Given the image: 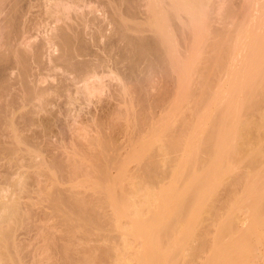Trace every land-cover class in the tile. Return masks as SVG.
Here are the masks:
<instances>
[{
  "label": "rangeland",
  "instance_id": "374dc122",
  "mask_svg": "<svg viewBox=\"0 0 264 264\" xmlns=\"http://www.w3.org/2000/svg\"><path fill=\"white\" fill-rule=\"evenodd\" d=\"M8 1L9 0H0V60L4 56H11L10 58L15 57V55H13L12 53L13 51L10 52V50H12V44L16 45L20 43L18 42L19 38L18 40L16 39L22 32L21 31L19 33L20 26L22 25L19 23H24V21L22 22V20H24L26 17L27 18L25 23L28 24L30 22V19L32 22V19H36V17L39 16L44 9H40L37 6L36 8H32L35 9V11L31 12L29 18L32 14L33 17L31 16L29 20L28 16H23L25 17L24 19L23 17H20V20L21 18L22 20L18 23L19 25L17 24L16 28L12 27L13 24L8 23L9 26L6 24L9 20L6 22L5 20L7 18L5 19V16H7L8 14L7 11L6 14L5 10L4 12L2 11L3 5H8ZM83 1L85 2V0ZM105 1L106 0H86L85 6L78 7L82 11V13L86 12V8L87 12L89 13L90 11L95 12H91L92 14L90 13L91 15L89 18H91L92 15L94 17L97 15V18L100 19L99 22L96 20L97 18H95V22L97 21V24L92 22L93 24H95V28L98 25V30L94 29L96 32L92 30L94 27L92 26L93 24L88 26L92 28V33L89 31L90 29L88 27L87 29H89V32L86 31L87 29L84 30V32L86 33V38L88 37L86 39L88 40L87 43H89V47H92L94 50L99 46H103L107 43L109 34L111 33L110 28L114 24V17L116 15L118 16L117 10V14H115V16L110 15L115 11L110 7H115L117 4V7L119 8L118 4L122 6V4L124 3L121 2L122 0L118 2L117 0H114V2L116 3L113 5L114 2L112 3V0H110L109 2L112 3V6H109L110 3L109 5L106 4L108 0L106 2ZM147 1L149 2L147 3ZM159 1L160 0H157L156 3ZM163 1H165L163 2L164 5L162 6L161 4L158 6V4L153 3V0H130V7L133 8V11L131 9L130 12L127 8L125 9L120 7L118 10L121 11H119V16L121 15V17H118L121 20L124 19L123 16L128 13H137L138 15H136L139 18L137 17L138 19H136L139 21V24L137 23L135 18L134 20L136 21V23L132 20V18H128V21L125 20V23L128 24V27L130 26L128 30L129 32H133L136 34L148 35V33L150 34V32L144 31V29L146 28L145 30L149 29L150 31L155 29L154 21L156 18V20L170 18V16L173 15H170V9L173 7L174 11H176L175 4H172L173 6L169 4L166 5L167 0ZM257 1L259 2L255 4V0H190V2L188 3V5H190V8L187 11L183 10V8L181 7L183 13L185 11L186 14L184 18L182 16L184 15L183 13H180L181 15L177 14V17H175L176 19L174 17V19H172V16L170 18L171 21L169 22H171V24H173L172 21L175 20L174 22L176 24L180 22L184 27L181 30L178 29V31L176 32L181 31L180 34L184 36V29L188 30L186 31V33L188 32L189 34L187 33L188 35L185 36L186 40L188 38L187 44L188 47L191 48L190 54L192 55V57L194 56L193 53H196L195 51H199L197 47L203 50V56L206 57V59H211L212 57L215 58L216 56L220 55V53L225 54V57H223L225 60L224 67L222 69V72L220 73V77L216 78L217 81L215 80V83H212L211 81H213L214 79L211 81L210 77V79H206L211 85H208V87L206 86L204 92H210L209 102L211 101L210 103L213 104V106L205 105L202 110L205 112V118H200L199 120L198 117H196L194 114V112H197L199 109L195 107L196 104L191 99H189L187 103H184L185 105H179L181 107L176 105L177 107H175L177 109H175V111H166V109H164L167 108L165 107V105L167 106L172 89H174L175 87V83L173 82L176 78V74H174L175 72L171 73L172 71L168 67L167 69L170 70V75H166L165 78H161L162 80H158L157 78L155 83H151L149 86H147L148 89L147 91H144V101L141 102V105L134 108L132 107V109L129 111L128 107L130 108V106H127L126 109L124 108L126 106L123 105L125 112L121 106L122 109L120 108V111L123 110L124 112H122L121 115H119V113H121L120 111L118 114H114L117 113V108L121 105H118L119 101L115 97V95L119 98H121L122 96H118V91H120L121 86L119 84L120 88L117 87V83L119 82L112 77L113 75L109 76L108 74H106L107 77L106 75H103V81L97 80L98 83L97 81H95L97 84L92 82L94 84L92 86L90 85L88 90L86 89L89 94L85 91L84 88L83 94H81L83 96L85 95V99L79 93V95H77L75 90V79L73 80V76H76V74L72 73L70 75V72L73 71L67 72L68 76L72 77V80L70 81V79H66V77H68L66 72H64L66 68L62 66L63 68L59 70L61 67H55L56 62H54L53 66L50 63L53 59L52 57L56 55L58 57L61 53V48L58 47L59 45L55 40L54 42H56V46L54 45V42L51 43L54 49L51 46H48L50 48V51L49 48H46L54 56L48 53V51L45 49L44 52L46 51L47 54L43 55L45 57L48 56V58H51V60L49 59L48 61L49 66L51 67H47L48 65L43 64L47 61H43L42 58L44 57L42 56L41 62L43 63L40 62L41 64L39 66V71L36 69L38 68L36 67V62L35 67L33 66V61H35L34 59L32 60L33 63L29 65L31 70L34 69L33 72L29 69L32 73L28 70L29 74L26 73L24 75L22 68H24L25 66H21V64V69H18L19 65H17L18 70H15L16 67L14 68L15 71L13 70V75L11 74L12 77L9 79V83H11V81L15 83L9 84V86H11V89H4V93L1 94V97L3 99L0 100V123H7V126L9 124L8 127L6 126L7 130L4 131L6 136L9 135L8 138L4 135V133L2 134L0 131V134L5 137H0V201L4 204L6 203V206H10L9 211L14 206L12 208L13 211H10L11 213L7 211V213L4 212L6 214H3L2 211H0V264H115L113 262L117 256V250H113L112 247L114 249H122L124 247V242L122 243V241L124 240L122 239L126 238L124 237V235H122V223L123 226L127 225L126 227H131L132 225L136 224H133V220L131 218L125 216L126 212L124 210L126 205L129 203V199L131 200L133 194H135V192L137 191L136 189L138 188H135V185H132L135 183L132 181L135 180L134 176L136 175L135 178H137L138 176L137 174H134V172H137V170H132L134 168L141 169V166H145L147 162L150 163L154 152L159 153L161 144L168 142L167 140L169 139V136H166L167 132H174L177 129L178 125H181L183 121L187 120V118L189 120L188 122H190V127L193 126V129L196 128L194 134H192L194 138L190 139L192 140V147H196L198 145L200 147L207 145L210 146V143H208L207 140L204 139H206L207 133L212 130H215L216 135H219V139L221 142L219 141L217 144H215L216 150H213V147L212 150H210V154H207L208 157H210L212 154L211 157H215V159L217 158L216 156H218V158L220 157V162L218 161V163H215L213 165V170H218L214 175H212V181L209 183V185H207V183L204 185V189H202L201 191L202 194L199 195L197 199L194 197H188L178 201L177 210H172L170 212L169 218L179 217L180 213L178 211L182 208H185L187 212L179 222L177 221L176 223H174V226L168 232L167 230L169 228L162 223L161 225L164 226H161L160 223L155 226L152 223L151 227L149 221L152 212L150 211V207H144V225L140 224V226L142 225L144 227L143 229L145 230L152 229L153 231L148 236V238H145L143 236L141 237V240L145 242L144 246L142 247H151V243L153 241L152 239H156L155 242L158 243V246H162V251L165 253V255L170 253L174 254L175 252L179 254L175 259H173L175 261L174 263L194 264L195 261H200L201 257L206 256L210 253L213 246V241L218 235L222 233L221 228L225 224H228L230 221H232L231 216L234 212V208H236V211L234 212L235 217L237 218L236 223H238V225L240 226V228L235 229V234L239 236L236 245V250L238 251L236 254L238 259L237 264H264V227H262L257 233H253L249 236L245 235V233L240 230L242 225H249L254 220L258 219V217L264 218V78L263 80H260V76L264 74V70L262 69V67L259 69L256 68L254 70L255 72L253 73L252 68L250 67V64L256 59L254 52H252V49L254 48L257 39H259L261 31H264V0ZM104 3L106 5L103 6L102 4ZM134 4L136 9L134 7ZM125 5L129 7L128 3ZM125 5L123 4V7H126ZM87 6H90L89 9ZM161 6L162 10H156L159 7L161 8ZM165 6L167 7L165 8ZM163 7L165 8V10ZM167 8L169 9L166 11ZM107 9L109 10V14L106 11ZM110 9L113 12L111 11L110 13ZM137 9L139 10L137 11ZM125 11L127 12L125 13ZM164 11L169 15V17H167L168 15L165 16L166 13ZM174 11L172 10V12ZM34 12L35 14H37L36 17H34ZM123 13L125 14L123 15ZM43 14H41L40 17L44 16L43 18L44 20H46V24L44 23V26L42 25L43 23H41L42 27H40V24H37L38 27H36L34 31L36 32L37 28H43V30H40L41 33L39 29L37 30L38 33L36 35V38L33 32H30V37V34H28L29 32L27 31V35L26 33L23 34L26 35V38L27 36H29V39H27L28 42H25V35H23V37L25 38H23L24 40L22 39V33L19 36L21 37V43L24 41L22 44L18 45V47L23 46L22 49L20 48L22 52L26 47L29 50L32 46L39 44L40 40H42L44 36L47 37L48 34H51L53 31L50 30L51 32H47V30H49V28H51L52 26L55 27L59 24L65 25V22L60 21L59 23V21L56 19H54V22L53 16L49 17ZM140 14L143 16H141ZM104 15H107V17L109 16L110 18H107ZM174 15H176V13ZM103 16L106 17L105 19L107 21L108 19H112V21L109 22V24H111L110 27L108 25L109 28L106 27L107 21L103 19ZM179 16H182L183 19L181 18L180 20ZM45 17H48L49 20H47ZM118 17L116 18L119 19ZM43 18H40V20L42 19V22H44ZM188 18L191 20H189V28L188 24L186 23V19L188 20ZM102 19L105 21V24ZM142 19L144 21L146 20V22H143ZM36 20L38 22L39 18ZM34 21L35 20H33V22ZM140 21L142 24L140 23ZM33 22L32 25L36 24V22ZM70 22L73 26L74 23H77L76 27H78L81 20L78 19L74 20L73 23L72 21ZM203 22H205V24ZM145 23L146 26L144 25ZM156 23L158 24L157 21L155 22V25ZM136 24L143 25L142 28L145 27L144 29H142L143 32H141L142 30H139L140 26L137 27ZM171 24H169V26H171ZM185 24H187V26ZM23 25L21 26V28H24ZM32 25L30 26L28 24V26L30 27H32ZM116 25L117 24H115V26ZM73 26L72 28H76L75 26ZM100 26L101 28H104L103 30H105V32L103 30H101L103 32L100 31ZM27 27H25L26 30ZM147 27H150L151 29ZM15 28L17 29L18 33L15 31ZM28 29L30 28L28 27ZM54 29L56 28H53V30ZM71 29L68 30V32H70ZM174 29L175 28H173L172 31ZM45 31L47 32V35H45ZM54 31H57V29ZM73 31H71V33H74ZM89 33H91L89 35L90 37L95 33L92 36L94 38L91 37V39L89 36H87ZM105 33L108 35H106ZM6 34H9L10 38L6 36ZM220 34L221 37L224 36V38L226 37V34L231 37L230 41H232V43L230 42L231 44L229 45H234L233 49L229 50L228 52H223L222 48H217L216 45H218L220 43L219 40H221V37L219 36ZM181 35L179 36L180 38ZM32 36L35 39H32ZM100 36H102L103 38ZM228 38L229 37H227L226 39L229 40ZM260 38L262 37L260 36ZM7 39H10V42ZM96 44L99 46H97ZM7 45L10 46V49ZM194 47H196L197 50H193L195 49ZM18 51L19 50L17 49V52ZM20 52H18L19 54L16 53L17 56L21 54ZM261 52H263L262 49ZM13 58L12 60H14ZM54 60L55 58L53 59V61ZM202 65L203 64L199 66V73L196 72L192 76L191 86L194 89L195 93H201L199 89H197V87H199V83H202L203 80L202 76L199 77V74L201 73V71H206L202 70ZM31 66H33L34 68ZM44 66L47 67L46 69L48 70H46L45 68L44 70L48 73L43 71V69L41 70V67ZM51 68L58 69L55 70V72L57 71V73H53V70H51ZM34 72L38 73L39 76H34ZM144 72L145 73L142 74L143 76H141V78L147 77L149 76V73H151H147L148 70L147 72ZM22 75L23 77H30H28L29 79L27 80H23L27 77L23 78L21 77ZM252 76H254V79L252 78ZM211 77L213 78V76ZM20 80L22 81L20 82ZM23 81H26L27 83L30 82L28 88H38L35 89V91L37 92V94H35L36 97L40 96L38 93L40 92V90H42V88L43 90L48 89V91L50 92L47 91L48 93H45L46 91H44L45 96H41L42 98L40 97V100L38 98H35V100L30 104V101H26L27 99H25L28 93L26 92V90L28 88L24 89L25 84H23ZM100 81H102V83ZM15 84L18 85L16 86ZM98 86L99 88H101V90L98 89ZM201 86L202 84L199 88L201 91H203ZM116 87L119 90H117ZM135 87L136 86L133 87V90H135ZM93 88H97L95 89L96 93L94 92ZM129 88H132V85L128 87V89ZM150 88L151 90H149ZM128 89H126V91L124 92L125 94L126 92L129 93ZM9 91L12 94L9 93ZM67 92L68 94H66ZM7 93H9V95ZM121 93L122 91H120V94ZM3 94L5 95L4 97ZM74 95L80 96L79 99L83 98L85 101L80 99V101L75 100L76 102H74L73 99H76ZM131 95L132 93H130V95L128 94V96ZM125 96L126 98H129L127 97V95ZM246 96L249 98V101L246 100L245 104L244 99ZM90 98L92 99V101ZM215 101H218V106H214V104H216ZM5 103L6 105H4ZM13 105L14 107L16 106V108H13ZM6 106L8 107V109ZM4 107H6L7 111H5ZM11 109H16V111L13 110L15 111V114H13L11 111L10 112L12 114L7 113L8 110ZM217 111L219 113H217ZM212 112H215L212 115L215 121H210ZM10 114L12 116L14 115L11 121L10 118L12 116ZM218 114L228 115V117L230 118L227 119L229 120V127L227 125L226 132H230L229 134L231 135H228V138L229 136H231V138H229V140L227 141L228 143L225 141L227 145L229 144L226 148V143H223L224 138H221L222 133L224 132V129L222 128L224 127H222L221 124H215L216 120L218 119ZM1 115L3 117H1ZM4 116L6 118H4ZM183 118L185 119L182 121ZM20 123L24 129L21 128ZM245 124L250 127H246ZM13 126L15 129L17 128L16 126H19L21 128V130L20 128H18L20 132L16 129L18 131L15 134L16 137L15 135L14 137H12L13 135L11 134H14L16 131H13ZM215 126H217V128ZM3 127L1 126L0 128L3 129ZM8 130L12 131L11 133L8 132L12 136L6 133ZM19 133H21V138L19 135L17 136V134ZM165 133L166 135H164ZM223 134H225V132ZM190 135L191 134H188L185 139H187V137L189 136V140V138H191L192 136ZM14 138H18L20 139V141L16 140V142L12 140ZM221 139H223V142ZM8 142H10L11 145L13 143L14 146L17 145V143L20 145L15 146V148H10V144ZM222 143L224 145L223 150L229 148V152L227 151V153L225 151L226 153L224 154H228V157L222 156L221 159V155H223L224 151H217V149H219L220 147V149H222ZM30 146L33 147L30 148ZM168 151L169 149L167 150V155L165 157H163L164 151H162V154L159 153V156L158 153L157 155L154 154L156 157H161H157L159 160L156 161L157 165L154 172L155 174H157L156 182H162L160 183V186H157L156 184V186L154 187V191L160 192L164 189L167 190L173 185L174 187H176L177 184H179L182 187H179L178 192H175L176 194H180L182 197H184V192L186 193V187H189L188 185L196 181L195 178L198 175L202 174V171L199 169L206 164L204 163V160H202L203 152L200 150L197 155L195 154L196 156L192 154V157L190 156L191 158L182 156L183 159H181L184 160V162H181L186 164L182 171L184 172V176L189 177L187 181H185L183 179L181 170H174V166L172 163L173 159L172 157H168L171 156V152H169L170 155H168ZM164 154H166V152H164ZM197 156L198 158L197 160H195V157ZM224 157L228 158V165H224L226 163H223V159H225ZM138 166L139 168H137ZM105 169L107 171L111 170L110 176L113 173L114 176H116H111L112 178L110 177L111 179H109L107 183H104V180H102V178L104 177L103 172ZM138 179L139 178H137V180L135 181H138ZM234 179L237 180V182H235ZM140 180L141 179H139V181ZM142 183H139L140 185L138 186H141ZM186 184L188 185L186 186ZM192 184L198 185V182L196 181V183L194 182ZM232 184L237 186V188ZM103 186L105 187V189L110 188V190H113L112 193L117 196L114 197L120 200H118L120 202L118 207H116V203L118 201L116 202L115 198L113 201H115L116 203L112 204L107 203L105 199L104 201H102L100 197L98 200L99 193H96L97 196H95L96 194H93L95 190L99 191V189H102ZM133 187L135 190L133 189ZM233 187H235V191L233 190L234 192H230L232 191L231 188ZM229 192L232 194H229ZM229 195H231V197L230 199L228 198L229 200L227 199V201L226 198L229 197ZM111 201L112 200L108 202ZM174 206L175 203L172 207ZM88 214L90 215L89 217ZM91 215H94L93 217H96V220H89ZM118 219L124 220L121 221ZM88 220L90 222L98 221L99 223L94 222L93 224H90ZM158 225L159 227H161L160 229L158 228ZM137 233V235H139L141 232L139 233L138 231ZM223 235L226 236V240L228 241V239L231 238L232 234L226 231L225 233L223 232ZM127 238L130 240L131 235ZM165 240L166 243L163 242ZM133 243H136L135 239ZM137 243L135 245L138 246ZM253 248L255 249V253L252 252V254H247V252H249V250L251 252ZM185 249H189L190 253L192 252L194 256H188L187 258H184V256L181 254ZM143 255H145L146 257L149 256L148 251L144 252ZM191 259H194V261ZM149 261L152 262L151 260Z\"/></svg>",
  "mask_w": 264,
  "mask_h": 264
},
{
  "label": "bare ground",
  "instance_id": "6f19581e",
  "mask_svg": "<svg viewBox=\"0 0 264 264\" xmlns=\"http://www.w3.org/2000/svg\"><path fill=\"white\" fill-rule=\"evenodd\" d=\"M87 1H92V0H87ZM107 1V0H106ZM105 1V2H106ZM110 0H108V2H106V4H108L109 5V3H110V5L109 6H112V3L114 2V0H112L111 2H109ZM116 1V0H115ZM118 1H120V0H117V2ZM128 1V2H127ZM132 1V0H131ZM143 1V0H142ZM155 0H153V3H156V1L154 2ZM192 1V0H191ZM256 2H255V4L256 3H258L259 1H257V0H255ZM85 2H86V0H85ZM85 2L83 1V0H9L8 1V5H3V12H4V10H5V14H6V11H7V16H5V21L7 22L8 20V22L6 23L7 25H8V23L9 24H13V26L12 27H16L17 26V24L19 23V22H21V20H22V18H21V20H20V17H23V16H28V20L31 18V16L33 15H31L30 16V18H29V15L31 14V12L32 11H35V9H32V8H36V6L37 7H39L40 9L42 8H44L42 11V13L41 14H43V15H46V16H49V17H52L53 16V20L54 19H56V20H58L59 21V23H60V21H62V22H65L64 24L66 25V28H68V29H66L65 28V25H56L55 27H53L52 25V27L53 28H56L57 29V31H54V30H56V29H54L53 30V28L51 29V28H49V30H47V32H51V31H53L51 34H48L47 35V32H46V34L45 35H47V37L46 36H44L43 38H42V40H40V43H39V41H38V43L39 44H37V45H34V46H32L29 50L27 49V47L25 48V49H27V50H25L24 49V51L22 52L21 50H20V48L22 49V47L23 46H20V47H18V45H20V44H22L24 41V39L26 38V35H27V32H29L28 34H30V32L32 33H34L35 34V38H36V35H37V30L39 29V28H37V30H36V32L34 31L35 30V28L36 27H38V25L40 24V27H42V25H44L45 26V21L46 20H44V16L43 17H40V13H38V14H40L39 16H37L36 17V15L37 14H35V12H34V17H36V19H38L39 18V23L37 22V20L35 19V18H33L32 19V22H33V20H35L34 22H36V24H33L32 25V22H31V19L29 20L30 22H31V24H30V22L29 21H27V22H29L28 24L31 26L32 25V27H30V26H28V24L27 23H25L26 22V18L25 17H23V19L24 20H22V22L24 21V23H19V24H24L23 26H24V28L25 27H29L30 29H28V27H27V30H26V28L24 29L23 27L21 28V26H20V29H22V30H20L19 29V33L21 32L22 33V43H21V37H19L20 35H21V33H20V35L16 38L17 40H18V38H19V41L18 42H20V43H18V44H16V45H13L12 44V50H10V52L11 51H13L12 53H13V55H15V57L17 56V54L16 53H18V52H20L21 54L20 55H18L16 58L14 57H12L14 60H12V58H10L9 56H4L3 57V55H2V59L0 60V97H1V94L2 93H4V91L7 89V88H10L11 86H9V84H14L15 82H12L11 81V83H9V79L12 77L11 76V74L13 73V70H14V68H15V70L18 68L17 67V65H19V68L18 69H21L22 67L21 66H25L24 68H22V71H23V73H24V75L26 74V73H28L29 74V71L31 70V68H30V64H32L33 62V66L35 67V65L37 64V66L36 67H38L39 68V66H40V64L41 63H43V62H41V60L43 59V61H47V62H44L43 64H46V65H48L47 67H51V66H49V59L51 60V58H48V56H43L44 54H47V52L45 51L44 52V49L45 50H47L49 47L48 46H51L52 47V44L51 43H53L54 42V40L57 42V44L59 45L58 47H60L61 49V53H60V55L57 57V55L56 56H54L51 52H49L50 51V48H49V51H48V53H50L51 55H53L54 57H52L53 59L55 58V60L53 61V59L51 60V65L53 66V64H54V62H56L55 63V67H61L59 70H61L63 67L64 68H66V70H64V72H66V74H67V76H68V73L67 72H69V71H73V72H70V75L73 73H75L76 74V76L74 75H72L73 76V80L75 81V84H76V94L77 95H82L83 94V91H84V88H85V91L87 92V90H88V88L90 87V85L92 86L94 83H96L95 81H97V80H102V77H103V75H106V74H108L109 76L111 75H113L112 77L113 78H115L119 83H117L118 85H117V87H119V84H120V86H121V88H120V91H122V93L120 94V91H118V96L119 95H121L122 97L121 98H119V97H117L116 95H115V97L118 99V101L120 102H118V105H120V106H118V108H117V113H114V114H118L119 113V111H120V108H121V106H122V108L124 107V106H126V107H124V108H126L127 109V106H130V108L128 107V111L129 110H131L132 109V107L134 108V107H137V106H139V105H141V102L142 101H144L143 100V97H144V91L146 90L147 91V89H148V87L147 86H149L151 83H155L156 82V80H157V78H158V80L159 79H161V78H165V76L166 75H170V70H168L167 69V67L168 68H170L171 69V73H174V74H176V78H175V81L173 82V83H175L174 85H175V87H174V89H172V92H171V96L169 97V99H168V103H167V106L165 105V107H167V108H164V109H166V111H175V109H177L176 107V105H181V104H183V105H185L184 103H187L188 102V100L189 99H191L193 102H195V104H196V106L195 107H197V109H199L197 112L195 111L194 112V114H195V116L196 117H198V120L200 119V118H205L204 117V115H205V112L204 111H202L203 110V107L205 106V105H210V106H213V104H211L210 102H209V94H210V92L209 93H206V91L204 92V90H205V87L207 86L208 87V85H211L210 83H209V81H207L206 79H210V81L211 80H213V81H211L212 83L216 80V78H219L220 77V73L222 72V69H223V67H224V62H225V60H224V58L223 57H225L224 55L225 54H221L220 53V55H218V56H216L215 58H211V59H206V57H204L203 56V50L202 49H199V47H197V49L199 50V51H195L196 53H193L194 54V56L192 57V55L190 54L191 53V51H190V47H188V44H187V40H188V38H187V40H186V36L185 35H188L187 33H186V31H188V30H185L184 29V36L183 35H181L180 34V32H176V31H178V29L179 30H181V29H183L184 27H183V25L180 23H178V24H176L174 21H172V23L173 24H171V22H169V21H171L170 20V18H171V16H172V19H174L175 17H177V14H180V13H183V10H188L189 8H190V5H188V3L190 2V0H167V4L166 5H172V4H175V10L177 11H174V7L173 8H171L174 12H172V10L170 9V15L171 14H173V15H171L170 16V18H166V19H158V20H156L155 19V21H154V19H153V21H154V27H155V29H153V30H149V29H147V30H145L144 28H142V26L143 25H138L139 23V21L137 20L139 17L136 15V14H126V15H124L127 11H125V13H123V17H124V19H121L120 20V18L119 17H121V15L119 16V14H120V10H118L120 7H122V8H127L128 9V11H130L131 12V9H132V11H133V8L132 7H130L131 5H130V0H122L121 2L125 5V4H129V7L127 6V5H125L126 7H123V4H122V6H120V4H118L119 5V8L117 7V4H116V6L114 7H110V8H112L113 10H117L118 11V16L116 15L115 16V14H117V11H116V13H115V11L113 12L111 9H110V13H111V11L113 12V13H111L110 15H114L115 17H114V20H113V27L111 26V28H110V31H111V33L109 34V37H108V41H107V43L105 44V45H103V46H99V45H97V46H99L98 48H96L95 50L92 48V47H89L90 45H89V43H87V41L88 40H86L87 38H86V33L84 32V30L85 29H87V27L89 26V25H91V24H93V23H96L97 21H99L100 19H98L97 18V15L94 17L93 15L91 16V18H89L90 17V15L92 14V13H95V12H92V11H90V13L89 12H87V8H86V12L84 13H82V11L80 10V8H78V7H82V6H85ZM134 2V1H133ZM136 2V1H135ZM149 1H147V3H148ZM163 2H165V1H163V0H160L159 2H157L156 4H158V6L159 5H161L162 4V6L164 5V3ZM183 2V3H182ZM1 3V2H0ZM5 3V2H4ZM81 3H83V4H81ZM88 3V2H87ZM116 2H114L113 3V5L115 4ZM181 3H182V5H181ZM89 4V3H88ZM87 4V5H88ZM105 3L104 4H102L103 6L104 5H106ZM90 5V4H89ZM92 5V4H91ZM147 5V4H146ZM7 6V7H6ZM157 6V7H158ZM162 6H161V8L159 7L158 9H156V10H159V9H161L162 10ZM173 6V5H172ZM88 7V9H89V7L90 6H87ZM92 7V6H91ZM95 7V6H94ZM101 7V6H100ZM105 7H107V6H105ZM116 7H117V9H116ZM134 7H135V4H134ZM141 7V6H140ZM155 7V6H154ZM167 6H165V8H166ZM171 7V6H170ZM169 7V8H170ZM181 7L183 8V10L181 9ZM188 7V8H187ZM109 8V7H108ZM156 8V7H155ZM164 8V7H163ZM165 8H164V10H165ZM169 8H167L166 9V11L169 9ZM187 8V9H186ZM0 9H1V6H0ZM8 9H9V11H8ZM97 9V8H96ZM103 9V8H102ZM101 9V10H102ZM125 9H123V10H125ZM135 9H136V7H135ZM38 10V9H37ZM85 10V9H84ZM92 10V9H91ZM100 10V9H99ZM139 9H137V11H138ZM41 11V10H40ZM81 11V12H80ZM94 11H96V10H94ZM107 11V13L109 14V10L107 9L106 10ZM120 11V12H119ZM180 11V12H179ZM9 12V13H8ZM30 12V13H29ZM39 12V11H38ZM98 12V11H97ZM103 12V11H102ZM124 12V11H123ZM152 12H153V10H152ZM157 12V11H156ZM163 12V11H162ZM161 12V13H162ZM165 12V11H164ZM179 12V13H178ZM1 13V12H0ZM36 13H37V11H36ZM160 13V14H161ZM166 13V12H165ZM169 13V12H168ZM176 13V15H174ZM187 13V12H186ZM88 14V15H87ZM107 14V15H108ZM141 14H142V12H141ZM140 14V15H141ZM147 14V13H146ZM164 14V13H163ZM163 14H162V16H163ZM184 15H182L183 16V18H184V16L186 15L185 14V11H184V13H183ZM107 15H104V16H106L107 17ZM168 14L166 13L165 14V16H167ZM181 15V14H180ZM1 16H2V14H1ZM103 16V17H104ZM112 16H111V18H112ZM126 16V17H125ZM141 16H143V15H141ZM140 16V17H141ZM146 16V15H145ZM182 16H179L180 17V20H181V18H182ZM33 17V16H32ZM99 17V16H98ZM106 17H104L103 19H105ZM116 17H118L119 19H117ZM138 17V18H137ZM147 17V16H146ZM161 17V16H160ZM167 17H169V15L167 16ZM174 17V18H173ZM179 17H178V19H179ZM40 18H43V21L44 22H42V19L40 20ZM46 18V17H45ZM95 18H97L96 20V22H95ZM101 18V17H100ZM107 18H110L109 16L107 17ZM116 18V19H115ZM127 18V19H126ZM128 18H132V20L133 21H135L134 20V18L136 19V21H137V23L138 24H136L137 25V27L138 26H140L141 27V29H140V27H139V30H142V29H144V31H149L150 32V34L148 33V35H145V34H136V33H133V32H129V27H128V24L127 23H125L126 21H128L129 19ZM159 18V17H158ZM182 18V19H183ZM206 18V17H205ZM212 18V17H211ZM210 18V19H211ZM18 19H19V21H18ZM47 20H49L48 19V17L46 18ZM78 19H80L81 20V22H80V24H79V26L78 27H76V25H77V23H74V26L76 27V28H72V24H71V22L70 21H72V23L74 22V20H78ZM102 19V20H103ZM146 19V18H145ZM148 19V18H147ZM176 19V18H175ZM201 19V18H200ZM69 22H68V21ZM126 20V21H125ZM143 20V19H142ZM141 20V21H142ZM149 20V19H148ZM190 19L188 18V20L186 19V23L188 24V28L190 27V21H189ZM13 23H12V22ZM67 21V22H66ZM105 21H107L106 19H105ZM105 21L103 20V22H104V24H105ZM112 21V19L111 20H109L108 19V21H107V26L106 27H108V25H109V27H110V25L111 24H109V22H111ZM136 21H135V23H136ZM141 21H140V23H141ZM158 22V24L156 23V25H155V22ZM176 21H179V20H176ZM188 21V22H187ZM205 21V20H204ZM211 21V20H210ZM2 22V21H1ZM33 22V23H34ZM54 22H55V20H54ZM76 22V21H75ZM93 22V23H92ZM100 22V21H99ZM98 22V23H99ZM143 22H146V20L144 21L143 20ZM181 22H183V21H181ZM41 23H43L42 25H41ZM45 23V24H44ZM53 23V22H52ZM70 23V24H69ZM133 23V22H132ZM204 24H205V22H203ZM14 24H15V26H14ZM18 24V25H19ZM26 24H27V26H26ZM38 24V25H37ZM48 24V23H47ZM56 24V23H55ZM69 24V25H68ZM97 24V23H96ZM103 24V23H102ZM101 24V25H102ZM103 24V25H104ZM115 24H117L116 26H115ZM126 24V25H125ZM142 24V23H141ZM148 24V23H147ZM169 24H171V26H169ZM187 24H185L186 26H187ZM95 24H93L92 26H94ZM145 26H146V23L144 24ZM4 26V25H3ZM9 26V25H8ZM47 26V25H46ZM59 26V27H58ZM73 26V27H74ZM133 26V25H132ZM185 26V27H186ZM19 27V26H18ZM105 27V26H104ZM108 27V28H109ZM171 27H173V28H175L173 31H172V29L173 28H171ZM210 27V26H209ZM208 27V28H209ZM3 28V27H2ZM10 28V27H9ZM17 28V27H16ZM15 28V31L17 32V29ZM33 28V29H32ZM45 28V27H44ZM72 28V29H71ZM89 29H87L86 31H92V30H98V25L96 26V28H95V26L93 27V29L91 28V27H88ZM147 28H150V27H147ZM177 28V29H176ZM12 29V28H11ZM33 31H32V30ZM71 29V31H73L74 33H71V31L70 32H68V30H70ZM92 29V30H91ZM104 28L102 27L101 28V26H100V31L101 30H103ZM151 29V28H150ZM23 30H25V31H23ZM42 31L43 30V28L42 29H39V31ZM51 30V31H50ZM94 30V31H95ZM109 30V29H108ZM137 30H138V28H137ZM2 31V30H1ZM14 31V30H13ZM27 31V32H26ZM41 31H40V33H41ZM88 31V32H89ZM104 32H105V30H103ZM103 31H101V32H103ZM133 31H134V29H133ZM152 31H153V33H152ZM190 31V30H189ZM11 32H12V30H11ZM96 32V31H95ZM139 32V31H138ZM141 32H143V30L141 31ZM140 32V33H141ZM174 32H176V33H174ZM191 32V31H190ZM18 33V32H17ZM23 33H26V35L25 34H23ZM92 33V32H91ZM91 33H89L87 36H89ZM97 33H98V31H97ZM107 33V32H106ZM105 33V34H106ZM182 33H183V30H182ZM9 34H11V33H9ZM9 34L7 35L6 34V36H8L9 37ZM95 34V33H94ZM93 34V35H94ZM102 34V33H101ZM2 35V34H1ZM23 35H25L24 37H23ZM92 35V36H93ZM98 35V34H97ZM96 35V36H97ZM104 35V34H103ZM106 35H108V34H106ZM181 35V38L179 37ZM222 35H224V34H222ZM14 36V35H13ZM12 36V37H13ZM30 37H31V34L29 35ZM29 36H27V38L25 39V42L27 41V39H29ZM91 36V37H92ZM99 36V35H98ZM105 36V35H104ZM220 37H221V34L219 35ZM226 37L224 38V36H222L221 37V40H219L220 41V43L218 44V42H217V44L218 45H216L217 46V48L219 49V48H222V51L223 52H228L229 50H231V49H233L234 48V45H229V44H231L232 43V41H230V36L229 35H225ZM260 36L262 37V38H260ZM33 37V36H32ZM90 37V36H89ZM90 37V38H91ZM100 37H102V36H100ZM227 37H229L228 39L229 40H227L226 38ZM4 38V37H3ZM2 38V39H3ZM7 38V37H6ZM5 38V39H6ZM10 38V37H9ZM34 37L32 38V39H35ZM92 38H94V37H92ZM91 38V39H92ZM99 38V37H98ZM103 38V37H102ZM101 38V39H102ZM107 38V37H106ZM15 39V38H14ZM15 39V40H16ZM31 39V38H30ZM7 40H9V42H10V39H7ZM7 40H6V42H7ZM98 40V39H97ZM34 41V40H33ZM103 41V40H102ZM4 42V41H3ZM13 42H14V40H13ZM13 42H11V43H13ZM28 42V41H27ZM32 42V41H31ZM56 42H54L55 44V46H56ZM92 42V41H91ZM94 42V41H93ZM231 42V43H230ZM17 43V42H16ZM99 43V42H98ZM15 44V43H14ZM29 44V43H28ZM34 44V43H33ZM51 44V45H50ZM100 44V43H99ZM11 45V44H10ZM24 45H25V43H24ZM31 45V44H30ZM29 45V46H30ZM53 45V46H54ZM5 46H6V44H5ZM8 47H9V49H10V46L9 45H7ZM15 46V47H14ZM93 46V45H92ZM96 46V47H97ZM14 47V48H13ZM17 47V48H16ZM57 47V48H58ZM95 47V46H94ZM47 48V49H46ZM53 49H54V47H52ZM56 48V49H57ZM195 49H193V50H197L196 49V47H194ZM236 48V47H235ZM251 48H252V46H251ZM14 49V50H13ZM17 49L19 50L18 52H17ZM55 49V50H56ZM261 49H262V51L263 52H261ZM58 50V49H57ZM14 51H15V53H14ZM52 51V50H51ZM44 52V53H43ZM105 52V53H104ZM194 52V51H193ZM252 52H254V54H255V60L250 64V67L252 68V72L254 73L255 71V69L256 68H261L262 67V69L264 70V63H263V61H264V31L262 30L261 31V33H260V35H259V39H257V41H256V43H255V46H254V48L252 49ZM8 54V53H7ZM11 54V53H10ZM19 54V53H18ZM55 54V53H54ZM1 55V54H0ZM9 55V54H8ZM42 56L45 58H42ZM51 57V56H50ZM1 58V57H0ZM42 58V59H41ZM35 60V61H33L32 62V60ZM35 62H36V64H35ZM41 62V63H40ZM20 64H21V66H20ZM23 64V65H22ZM39 64V65H38ZM201 64H203L202 66H203V68H202V70H206V71H201V73L199 74V77H201L202 76V78H203V80H202V86H201V88H202V90L203 91H201L200 90V83H199V87H197V89H199V91L201 92V93H199V92H197V93H195V91H194V89L192 88V86H191V82H192V76L194 75V73H196V72H198L199 73V71H198V69L200 68L199 66L201 65ZM29 66V67H27V66ZM33 66H31V67H33ZM43 66V65H42ZM63 66V67H62ZM21 67V68H20ZM33 67V68H34ZM47 67H41V70L43 69V71H45L44 70V68L46 69ZM38 68H36L38 71L40 70V68L38 69ZM17 69V70H18ZM30 69V70H29ZM145 69V70H144ZM148 70V72H147V70ZM14 70V71H15ZM29 70V71H28ZM33 70L34 69H32L31 71L33 72ZM37 70H36V72H37ZM46 70H48V69H46ZM51 70H53L52 72L53 73H57V71L55 72V70H58V69H54V68H51ZM51 70H50V72H51ZM166 70V71H165ZM30 71V72H31ZM144 71H146L147 73H149V72H151V73H149V76H147V77H143V78H145V79H143V78H141V76H143L142 74L143 73H145ZM21 72V71H20ZM31 72V73H32ZM45 72H47V71H45ZM49 72V73H50ZM63 72V73H64ZM30 73V74H31ZM35 73V72H34ZM40 73V72H39ZM41 73H42V71H41ZM48 73V72H47ZM146 73V74H147ZM27 74V75H28ZM35 74H38V73H35ZM34 74V76H39V74L38 75H35ZM13 75V74H12ZM148 75V74H147ZM256 75V74H255ZM254 75V76H255ZM40 76H43V75H40ZM45 76V75H44ZM49 76V75H48ZM63 76V75H62ZM144 76H145V74H144ZM211 76H213V78L211 77ZM254 76H252V78L254 77ZM21 77H23V75L21 76ZM26 78V79H23V78ZM22 79L23 80H27V79H29L28 77H30V76H24ZM33 77V76H32ZM106 77H107V75H106ZM168 77V76H167ZM208 77V78H207ZM210 77V78H209ZM262 77V78H261ZM42 78V77H41ZM47 78V77H46ZM59 78H60V75H59ZM70 79V81L72 80V77L70 76H68V77H66V79ZM201 78V79H202ZM259 78V77H258ZM263 78H264V74L263 75H261L260 76V80H263ZM21 79V78H20ZM37 79V78H36ZM63 79V78H62ZM112 79V78H111ZM201 79H199V80H201ZM254 79V78H253ZM19 80V79H18ZM32 80H34V79H32ZM32 80H30V81H32ZM40 80V79H39ZM162 80V79H161ZM160 80V81H161ZM22 80H20V82H21ZM43 81V80H42ZM60 81V80H59ZM67 81V80H66ZM69 81V82H70ZM103 81V80H102ZM102 81H100L101 83H102ZM217 81V80H216ZM19 82V83H20ZM24 82V81H23ZM26 82V81H25ZM23 83V84H25V88L24 89H27L28 88V86H29V83ZM45 82V81H44ZM68 82V81H67ZM73 82V81H72ZM92 82H94V83H92ZM99 82V83H100ZM207 82V83H206ZM16 83H18V82H16ZM39 83V82H38ZM37 83V84H38ZM74 83V82H73ZM72 83V84H73ZM97 83H98V81H97ZM96 83V84H97ZM111 83V82H110ZM136 85H135V84ZM157 83H158V81H157ZM215 83V82H214ZM259 83H260V81H259ZM34 84V83H33ZM36 84V85H37ZM105 84V83H104ZM113 84V83H112ZM134 84V85H133ZM16 85V84H15ZM14 85V86H15ZM18 85V84H17ZM16 85V86H17ZM69 85V84H68ZM99 85H101V84H99ZM132 85V88H129L128 89V87H130ZM155 85V84H154ZM254 85V84H253ZM38 86V85H37ZM42 86V85H41ZM48 86V85H47ZM75 86V85H74ZM96 86V85H95ZM94 86V87H95ZM104 86V85H103ZM109 86V85H108ZM134 86H136L135 87V90H133L134 88ZM35 87V86H34ZM64 87H66V86H64ZM116 87V88H117ZM154 87V86H153ZM20 88H21V86H20ZM37 88V87H36ZM36 88H28L27 90H26V92H28L27 93V96L25 97V99H27L26 101H30V104L32 103V101H34L35 100V98H38L39 100L42 98L41 96H43L44 95V91H46L45 93H48V92H50V91H48V89H44L43 90V88H42V90H40V92L38 93L40 96H35V94H37V92L35 91V89ZM59 88V87H58ZM5 89V90H4ZM11 89V88H10ZM9 89V90H10ZM17 89V88H16ZM32 89V90H31ZM34 89V90H33ZM38 89V88H37ZM60 89V88H59ZM64 89V88H63ZM62 89V90H63ZM87 89V90H86ZM94 89V88H93ZM95 89H97V88H95ZM94 89V92L96 91ZM98 89H100L101 90V88H99V86H98ZM126 89H128L129 90V93L128 92H126V94L124 93L125 91H126ZM131 89V90H130ZM193 89V90H192ZM53 90V89H52ZM74 90V89H73ZM117 90H119L118 88H117ZM133 90V91H132ZM149 90H151V88L149 89ZM2 91V92H1ZM22 91V90H21ZM42 91V92H41ZM48 91V92H47ZM54 91V90H53ZM132 91V92H131ZM168 91V90H167ZM8 92V91H7ZM14 92V91H13ZM98 92V91H97ZM9 93H11L10 91H9ZM9 93H7L8 95H9ZM18 93V92H17ZM42 95H41V94ZM71 93H73V92H71ZM79 93V94H78ZM82 93V94H81ZM85 93V92H84ZM88 93V92H87ZM96 93V92H95ZM130 93H132V95L131 96H128V94L130 95ZM169 93V92H168ZM167 93V94H168ZM199 93V94H198ZM12 94V93H11ZM15 94V93H14ZM19 94V93H18ZM17 94V95H18ZM21 94V93H20ZM66 94H68V92L66 93ZM89 94V93H88ZM48 95V94H47ZM60 95V94H59ZM87 95V94H86ZM125 95H127V97H129V98H126V96ZM5 95L3 94V97H4ZM13 96H16V95H13ZM12 96V97H13ZM20 96V95H19ZM23 96V95H22ZM25 96V95H24ZM45 96V95H44ZM71 96V95H70ZM75 96V95H74ZM83 96V95H82ZM85 96V95H84ZM84 96H83V98H84ZM89 96V95H88ZM90 96H91V94H90ZM89 96V97H90ZM9 97V96H8ZM12 97H10V98H12ZM41 97V98H40ZM69 97V96H68ZM76 97V99L74 98L73 100H74V102H76V101H80V99H82V100H84L83 98H80L79 99V97L80 96H75ZM87 97V96H86ZM166 97H167V95H166ZM18 98V97H17ZM57 98V97H56ZM63 98V97H62ZM65 98V97H64ZM70 98V97H69ZM69 98H67V99H69ZM110 98V97H109ZM1 99H3L2 97L0 98V100ZM20 99V98H19ZM23 99V98H22ZM71 99V98H70ZM79 99V100H78ZM88 99V98H87ZM91 99V98H90ZM162 99V98H161ZM14 100V99H13ZM76 100V101H75ZM232 100V99H231ZM246 100H248L249 101V98L246 96L245 97V99H244V103H245V101ZM85 101V100H84ZM88 101V100H87ZM91 101H92V99H91ZM146 101V100H145ZM156 101V100H155ZM158 101V100H157ZM247 101V102H248ZM71 102H73V101H71ZM82 102V101H81ZM218 101H215V103L216 104H214V106H218L219 104L217 103ZM9 103V102H8ZM36 103V102H35ZM1 104V103H0ZM29 104V103H28ZM37 104V103H36ZM194 104V105H195ZM246 104V103H245ZM4 105H6V103L4 104ZM38 105V104H37ZM124 105V106H123ZM10 106V105H9ZM176 106V107H175ZM2 107V106H1ZM7 107V106H6ZM6 107H4L5 108V111H7L6 110ZM40 107V106H39ZM58 107V106H57ZM77 107V106H76ZM179 107H181V106H179ZM3 108V109H4ZM13 108H16V106L14 107V105H13ZM33 108V107H32ZM70 108V107H69ZM121 108V109H122ZM124 108H123V110H124ZM163 108V107H162ZM7 109H8V107H7ZM163 109V110H164ZM174 109V110H173ZM196 109V110H197ZM205 109V108H204ZM13 110H15L16 111V109H11V110H8V112L7 113H13V114H15V111H13ZM40 110V109H39ZM123 110H121L120 112L121 113H119V115H121L122 114V112H123ZM11 111V112H10ZM72 111V110H71ZM127 111V110H126ZM31 112V111H30ZM124 112H125V110H124ZM123 112V113H124ZM165 112V111H164ZM221 112V111H220ZM11 113V114H12ZM34 113V112H33ZM36 113H38V112H36ZM74 113V112H73ZM72 113V114H73ZM215 112H212V114H211V117H210V121H215L214 120V118H213V114H214ZM217 113H219L218 111H217ZM10 114V115H11ZM10 115H9V117H10ZM71 115V114H70ZM6 116V115H5ZM4 116V118H6ZM12 116V115H11ZM14 116V115H13ZM13 116L10 118V121H11V119H13ZM33 116V115H32ZM1 117H3L2 115H1ZM71 117V116H70ZM228 117V115H222V114H218L217 115V120H216V122H215V124L216 125H220L221 124V126L222 127H224V128H222V129H224L223 131L225 132V134H223L222 132V136H221V138H224V142H223V139H221L222 140V142L225 144L228 140H229V138H231V136H229V138H228V135H231V134H229V133H227L226 132V130H227V125H228V122H229V120H227V119H230L229 117ZM23 118V117H22ZM24 118H25V116H24ZM27 118V117H26ZM9 119V118H8ZM7 119V120H8ZM76 119V118H75ZM185 118H183L182 119V121L184 120ZM63 120V119H62ZM198 120H196V121H198ZM227 120V121H226ZM51 121V120H50ZM78 121V120H77ZM181 121V122H182ZM189 120H188V118H187V120H185V121H183L182 122V124L181 125H178V127H177V129L174 131V132H167V135H166V133L164 134V135H166V136H169V139L167 140L168 142H166V143H164V144H161V148H160V151H159V153H161L162 154V151H164V152H166V154H164V152H163V157H165L166 155H167V150L169 149V151H168V155H170L169 154V152H171V156H168V157H172V163H173V166H174V170H181V173L183 174V179L185 180V181H187V179L189 178V177H187V176H184V172L182 171L183 170V168H184V166L186 165L185 163H182L181 161H183L184 162V160H182L183 158H182V156L183 157H188V158H191L192 156V154L194 155V156H196L198 153H199V151L201 150L202 152H203V157H202V160H204V163H206L202 168H200L199 170H201L202 171V174H200V175H198L195 179H196V181L198 182V185H196V184H192V183H196V181H194V182H192L191 184H186V186L188 185L189 187H186V193L184 192V197H182L180 194V196L178 195V194H176V192H178V189H179V187H182L181 185H179V184H177V186L176 187H174V185L173 186H171V187H169L167 190H163V191H160V192H156V191H154L155 190V186H156V184H157V186H160V183H162L161 181L160 182H156V178H157V174H155V170H156V165H157V163H156V161H158L159 159L158 158H161V157H158L159 156V153L157 152V150H156V152L158 153V158L155 156V155H157V153H155L154 152V154H153V157L151 158L152 160H150V163H148L147 162V164H145V166H141V169L139 168V166L137 167V168H139V169H136V168H134L132 171H135V170H137V172H134V174H137L138 176H137V178H139V179H141L140 181H139V179H138V181H135V180H137V178H135V176H134V179L135 180H132L133 182H135L134 184H132V185H135V188L136 187H138L136 190V192H135V194H133V196H132V198H131V200L129 199V203L126 205V207H125V212H126V215L125 216H127L128 218H131L132 220H133V224H137V226H136V224L135 225H132L131 227H133V228H131V227H126L127 225H124L123 226V223L121 222V221H123V220H121V219H118V220H121L120 222L122 223V228H121V226H120V228L122 229V232H123V234L122 235H124V237H126L125 239H122V240H124V241H122V243H123V245H124V247L122 248V249H117V248H113L112 247V249L113 250H117L116 252V254H117V256H116V258H115V260H114V262L113 263H115V264H176V263H174L175 261L173 260V259H175L179 254H177L176 252L174 253V254H172V253H170V254H166L165 255V253L162 251L163 249H162V246L161 245H157L158 243H156L155 241H156V239H152L153 241H152V245H151V247H149V246H147V247H142V246H144V244H145V242L143 241V240H141V237L143 236V237H145V238H148V236L151 234V232L153 231L152 229H150V230H145V229H143L144 227L141 225L140 226V224H143L144 225V223H143V217H144V207H150V211L152 212V215L150 216V225L153 223L155 226L158 224V223H160V225H161V223L162 224H164V225H166V227H168L169 229L167 230V232L169 231V230H171V228L174 226V223H176L177 221L179 222L182 218H183V216H185L186 215V212H187V210L185 209V208H182L181 210H179L178 212L180 213V216L179 217H175V218H169V215H170V212L172 211V210H177V203H178V201H180L181 199L183 200L184 198H188V197H194V198H198L199 197V195H201L202 193H201V191H202V189H204V185L207 183V185H209V183L212 181V175H214L215 174V172L218 170V169H214L213 170V165L215 164V163H218V161H219V159H220V157L218 158V156H216L217 158H218V160H217V158L215 159V157H211L212 156V154H211V156L210 157H208L207 156V154H210V150H212V148L214 147V149L213 150H216L215 149V144H217L219 141H220V139H219V135H218V137H217V135H216V131L214 130H212V131H210V132H208L207 133V135H206V139H204V140H207V142L208 143H210V146H196V147H192V140H190V139H193L194 138V136L192 135V134H194V132H195V130H196V128H194L193 129V126L192 127H190V122H188ZM5 122H7V121H5ZM23 122H24V120H23ZM85 122V121H84ZM3 123V122H2ZM197 123V122H196ZM223 124V125H222ZM246 125V124H245ZM244 125V126H245ZM250 125V124H249ZM3 127V126H5V127H3V129H1L0 128V131H1V133L3 134L4 133V131L5 130H7V127L9 126V124H8V126H7V123L6 124H1L0 123V127ZM7 126V127H6ZM20 126H21V123H20ZM17 128V130L19 131V129L18 128H20L19 126H16ZM216 128H217V126H215ZM228 127H229V125H228ZM246 127H250V126H248V125H246ZM6 128V129H5ZM12 128V127H11ZM13 128H14V126H13ZM21 128H23L22 126H21ZM21 128H20V130H21ZM15 128L13 129V131L14 130H16ZM24 129V128H23ZM3 130V131H2ZM15 131V133L13 134V133H11L12 131L10 130H8L6 133H8V132H10V133H8V134H10V136H12V137H14V135L16 134V132H18V131ZM76 130V129H75ZM85 130V129H84ZM174 130V129H173ZM221 130V129H220ZM219 130V131H220ZM86 131V130H85ZM20 132V131H19ZM245 132H247V131H245ZM53 133V132H52ZM86 133V132H85ZM232 133V132H231ZM170 134V135H169ZM188 134H191L190 136H191V138H189V140H188V137H187V139H185V137L188 135ZM4 135H5V133H4ZM20 136L21 135V133H19V134H17V136ZM1 136H3V135H1L0 134V137ZM6 136V135H5ZM8 136L9 135H7L6 137L8 138ZM23 136V135H22ZM4 137V136H3ZM11 137V138H12ZM15 137H16V135H15ZM5 138V137H4ZM19 138V137H18ZM18 138H14V139H12V140H14V141H16V140H19L20 141V139H18ZM20 138H21V136H20ZM180 139V140H179ZM185 139V140H184ZM7 140V139H6ZM184 142H183V141ZM3 141V140H2ZM18 141V142H19ZM22 141V140H21ZM226 141V142H225ZM5 142V141H4ZM12 142V141H11ZM17 142V141H16ZM16 142H15V144H16ZM23 142V141H22ZM25 142V141H24ZM221 142V141H220ZM2 143V142H1ZM7 143V142H6ZM5 143V144H6ZM9 144H10V148H15V146H17V145H20V144H18L17 143V145H13V143H12V145H11V143L10 142H8ZM21 143V142H20ZM223 143H222V145H223ZM228 143V142H227ZM227 143L225 144L226 146H225V148L229 145H227ZM30 144V143H29ZM32 144H34V143H32ZM212 145V146H211ZM214 145V146H213ZM34 146H37V145H34ZM59 146V145H58ZM9 147V146H8ZM33 146H30V148H32ZM38 147H40V146H38ZM211 147V148H210ZM35 148V147H34ZM221 148V147H220ZM217 149V151H219V150H222V151H224L223 152V155H221V159H222V156H227L228 154H224V153H226L228 150H229V148L228 149H224L223 150V148H224V145L222 146V149ZM5 150V149H4ZM6 150H7V148H6ZM216 151V152H217ZM226 151V152H225ZM197 152V153H196ZM214 152V151H213ZM212 152V153H213ZM221 152V151H220ZM220 152H219V154H220ZM229 152V151H228ZM227 152V153H228ZM262 153V152H261ZM264 153V152H263ZM160 154V155H161ZM196 154V155H195ZM260 154V153H259ZM191 156V157H190ZM220 156V155H219ZM224 157V158H225ZM228 157V156H227ZM182 158V159H181ZM197 158H198V156L197 157H195V160H197ZM185 160H186V158H185ZM192 160V159H191ZM224 160V162L223 163H225L224 165H228V158H225V159H223ZM227 160V161H226ZM193 161V160H192ZM220 162V161H219ZM228 162V163H227ZM230 163H232V162H230ZM110 169V168H109ZM108 169V170H109ZM105 171H107L106 169L104 170V177L102 178V180H104V183H107L108 182V180L109 179H111L112 177H116V176H114V173L113 174H111V176H110V171H107V172H105ZM111 177V178H110ZM198 179V180H197ZM234 181L235 182H237V180H235L234 179ZM143 182V183H142ZM154 182V183H153ZM235 182H233V183H235ZM139 183H142L141 184V186H138V185H140ZM159 184V185H158ZM131 185V186H132ZM232 185H234V184H232ZM235 186V185H234ZM236 188H237V186H235ZM235 187H233V188H231L232 189V191H230V192H234L235 190H234V188ZM99 189V188H98ZM133 189H134V187H133ZM135 190V189H134ZM234 190V191H233ZM112 189L110 190V188H106L105 189V187L103 186L102 187V189H99V191H96L95 190V192H93V194L95 195L96 193H99L98 194V200H99V197H100V199L102 200V201H104V199L107 201V203H112V204H115L119 199L117 198H115V197H117L116 195H114V193H112ZM176 191V192H175ZM134 192V191H133ZM206 192V191H205ZM229 192V194H232V193H230ZM93 195V196H94ZM95 196H97V194L95 195ZM115 196V197H114ZM227 196V195H226ZM230 197H231V195H229V197H225L226 198V200L229 198L230 199ZM96 198V197H95ZM113 198V199H112ZM114 198H115V201H113L114 200ZM64 199V198H63ZM66 199V198H65ZM228 199V200H229ZM95 200V199H94ZM97 200V201H98ZM110 200H112L111 202H108V201H110ZM227 200V201H228ZM55 201H56V199H55ZM120 201V200H119ZM117 202L116 203V207H118V205H119V203L120 202ZM1 202V201H0ZM59 202V201H58ZM174 203H175V206L174 207H172L173 205H174ZM6 204V203H5ZM3 202H1L0 203V211H2V213L3 214H6L7 213V211H9V205L8 206H6ZM12 204V203H11ZM61 204V203H60ZM227 204V203H226ZM14 205V204H13ZM71 206V205H70ZM14 207V206H13ZM12 207V208H13ZM68 207V206H67ZM10 209V211H13V209ZM94 208V207H93ZM118 209V208H117ZM15 210V209H14ZM9 211V212H10ZM119 211H120V209H119ZM236 211V208H234V212ZM4 212H6V213H4ZM231 212H232V210H231ZM232 213V216H231V218H232V221H230L228 224H225L222 228H221V231H222V233L220 234V235H218L216 238H215V240L213 241V246H212V249H211V251H210V253L208 254V255H206V256H203V257H201V260L200 261H195V263L194 264H237V262H238V259H237V241H238V237L239 236H237V234H235V229H238V228H240V226L238 225V223H236L237 222V218L235 217V213ZM11 213V212H10ZM9 213V214H10ZM87 213H89V212H87ZM229 213V212H228ZM9 214H8V217H9ZM14 214V213H13ZM93 214V213H92ZM96 214V213H95ZM118 214V213H117ZM1 215V214H0ZM11 215V214H10ZM119 215V214H118ZM3 216V215H2ZM90 215L88 214V217H89ZM94 216V215H93ZM92 215H91V217L89 218V220H93V219H95L96 217H93ZM6 217V216H5ZM124 217V216H123ZM10 218H12V217H10ZM86 218H87V216H86ZM92 218V219H91ZM122 218V217H121ZM133 218H135V219H133ZM100 219V218H99ZM87 220V219H86ZM88 220V221H89ZM96 220V219H95ZM100 221V220H99ZM95 223H97L96 221H94ZM94 222H90L89 221V223L90 224H93ZM119 222V223H120ZM99 223V222H98ZM100 223H101V221H100ZM120 223V224H121ZM102 224V223H101ZM95 225V224H94ZM164 225H161V226H164ZM119 226V225H118ZM135 226V227H134ZM154 226V227H155ZM151 227H152V225H151ZM262 227H264V218H261V217H258V219H256V220H254L251 224H249V225H246V226H241V231H243L244 233H245V235H247V236H249V235H251V234H253V233H257ZM1 228V227H0ZM3 228V227H2ZM158 228L160 229L161 227H159V225H158ZM4 230V229H3ZM139 231V233L141 234H139V235H137L138 232ZM229 232V233H231L232 235H231V238L230 239H228V241L226 240V236L225 235H223V232L225 233V232ZM5 232V231H4ZM131 235V239L129 240L127 237H129ZM132 235H135V236H132ZM9 237V236H8ZM132 237H134V238H132ZM134 239H135V242L138 244V246L137 245H135L133 242H134ZM3 240V239H2ZM11 240V239H10ZM8 241V240H7ZM133 241V242H132ZM164 243H166V240L165 241H163ZM7 243V242H6ZM18 245V244H17ZM122 245V246H123ZM9 248V247H8ZM14 248V247H13ZM146 251H148V255L149 256H145V255H143V253L144 252H146ZM252 252L253 253H255V249L253 248V250H251V252H250V250H249V252H247V254H252ZM180 254H181V252H180ZM3 255V254H2ZM181 255H183L184 256V258H187L188 256H191V257H193L194 255H193V253L191 252L190 253V250L189 249H185L184 251H182V254ZM166 256H169V257H166ZM198 256V255H197ZM196 256V257H197ZM3 257V256H2ZM195 257V258H196ZM194 258V259H195ZM194 259H191V260H193L194 261ZM149 260H151L152 262H150ZM165 261V262H164ZM187 261V260H186ZM192 261V262H193ZM66 262V261H65Z\"/></svg>",
  "mask_w": 264,
  "mask_h": 264
}]
</instances>
